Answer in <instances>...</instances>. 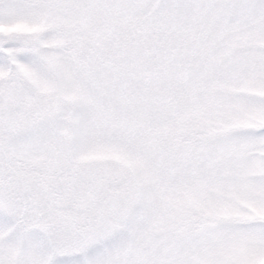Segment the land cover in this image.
Wrapping results in <instances>:
<instances>
[{
    "label": "snow or ice",
    "instance_id": "1",
    "mask_svg": "<svg viewBox=\"0 0 264 264\" xmlns=\"http://www.w3.org/2000/svg\"><path fill=\"white\" fill-rule=\"evenodd\" d=\"M0 264H264V0H0Z\"/></svg>",
    "mask_w": 264,
    "mask_h": 264
}]
</instances>
